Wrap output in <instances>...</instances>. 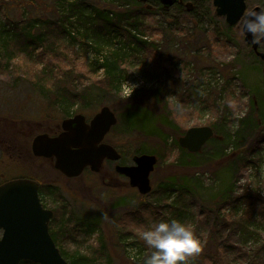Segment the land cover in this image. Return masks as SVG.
Segmentation results:
<instances>
[{"label": "rangeland", "instance_id": "374dc122", "mask_svg": "<svg viewBox=\"0 0 264 264\" xmlns=\"http://www.w3.org/2000/svg\"><path fill=\"white\" fill-rule=\"evenodd\" d=\"M135 2L0 0V126L7 145H0V178H28L40 185L43 206L55 213L52 238L68 262L79 255L86 260L78 264H144L151 250L142 230L156 221L153 215L176 218L183 207L178 219L193 225L204 244L192 264H203L200 259L209 253L202 213L215 211L214 204L231 190L234 197H264V61L254 55L242 30L247 14L264 9V0H247V11L234 27L216 15L212 0H183L187 12L188 3L196 11L188 24L178 9L165 12L154 1L147 2L152 14L138 15L141 6ZM107 16H118L119 25L104 23L101 18ZM31 24L37 25L34 34L44 31L47 36L43 45L26 50L22 33ZM44 25L53 29L42 30ZM133 36L158 46L161 68L140 47L132 51L137 47L128 46ZM113 54L122 58L121 70H96L97 63ZM112 75L115 85L110 86ZM140 89L153 100L148 107L137 99ZM158 91L163 93L160 101ZM105 106L119 120L109 139L123 155V165H134L135 155L158 158L151 194L132 188L111 162L100 174L88 171L67 179L50 161L33 155L36 136L54 133L62 121L79 114L91 119ZM141 108L152 110L153 131L126 124L127 113L142 115ZM128 117L133 121L135 116ZM203 126L212 127L223 145L210 142L189 157L179 139L190 128ZM140 207L148 222L121 228L122 215L132 217ZM245 207L240 203L224 213L241 214ZM251 233L240 238V253L232 264H264L263 218L258 217Z\"/></svg>", "mask_w": 264, "mask_h": 264}, {"label": "water", "instance_id": "95a60500", "mask_svg": "<svg viewBox=\"0 0 264 264\" xmlns=\"http://www.w3.org/2000/svg\"><path fill=\"white\" fill-rule=\"evenodd\" d=\"M147 2L149 0H138ZM165 9H171L183 0H156ZM247 0H213L216 14L225 17L229 26L239 24L247 11ZM188 11L193 5L187 4ZM262 8L256 7L250 11ZM245 41L264 61L259 50L264 38L255 42L251 33L244 30ZM118 124V118L110 107H103L87 122L84 115L63 121V133L57 137L47 134L37 136L32 145L35 157L54 161V168L69 179L80 177L86 169L101 172L106 161L120 162L122 155L105 143L107 135ZM211 127L190 128L180 139L179 145L191 154H199L205 145L215 138ZM134 165H117L116 172L129 180L132 188L145 196L152 192L151 176L158 164L154 155L142 154L133 158ZM54 212L43 207L39 196V184L20 178L0 185V264H69L53 240L49 224Z\"/></svg>", "mask_w": 264, "mask_h": 264}, {"label": "trees", "instance_id": "16d2710c", "mask_svg": "<svg viewBox=\"0 0 264 264\" xmlns=\"http://www.w3.org/2000/svg\"><path fill=\"white\" fill-rule=\"evenodd\" d=\"M151 1H154L155 3H157V5L162 7V9L165 12L170 11V9L167 10V9L163 8V6H161V4L156 0H149L147 2H151ZM147 2L144 3V2H140V1L136 0V2H135L136 7L141 6V8L139 10L141 13H138V15L142 14V13L152 14V12H151L152 6L150 5V3H147ZM174 8L178 9V13H180V16L182 15L180 18L185 17L184 20L187 22L185 24H188L189 17H194L196 14V11L194 13H192L193 11L187 12L181 4H177ZM126 12H131V10H128ZM98 14L102 15L103 13L98 12ZM118 16H122V14H118ZM118 16L114 20L108 19V16H107V18L105 17V18H101V19H103L104 23L108 22V24L110 23V25H112L113 27H117L119 25V21H120V18ZM136 21H139V20H136ZM180 23L181 22L178 19V24H180ZM191 23H192L191 25L193 27H196V24H197L196 20L192 19ZM132 25L137 26L136 24H132ZM171 25L172 24H170V27H171ZM44 26H46V25H44ZM36 27H37V25L31 24L30 27L28 28V31L22 33L23 34L22 36L24 37V41L26 42L25 46H24V49H26V50L32 49L33 48L32 46L35 45L36 43H38V45H43L45 43V38L47 36L46 33L43 31V32H40L38 34H34L33 29H35ZM43 29L51 31L53 28L51 26L47 25L46 27H43L42 30ZM63 29H64V27H63ZM19 39L20 38H18L17 40H19ZM11 42H13V41H11ZM136 43H137V47H135L136 49L133 48L132 51L137 50L140 47V49L142 51H144V53H145V55H143V56L147 59L150 58L152 60V63H153V64L152 63L151 64L154 65L155 68H161L162 62H161V58L159 56V55H161V53L158 50V46L155 43L147 42L146 40H143V39H137V37H134V36L131 37L130 40H128V44H129L128 46H131V45L133 46ZM8 44H9L8 42L5 44L6 48L8 47ZM18 44H20V42H18ZM132 53H131V56H134V55H132ZM121 62H122V58H120V56L118 54H113V55H110V57H107V60L105 62L97 63L95 66H96V70L103 68V69H107L108 71H118V70L122 69ZM115 79L116 78L114 75H112V78L109 77L107 79L108 84L110 86L115 85V83H114ZM111 90L114 91L113 89H111ZM146 92H147V90H145V89H140L137 92V94H138L137 99L142 101V106L145 104L150 105L153 101L150 98V95H144V94H147ZM158 92H159V94H157ZM158 92L156 93V100L160 101L163 98V96H162L163 93H161V91H158ZM148 105H147V107H148ZM144 108H146V107H144ZM147 109H149V110H147ZM147 109L141 108L140 112H142V115H140L139 113H133L131 111L129 113H127L126 124L130 127V129H136V128L149 129L150 128V130H148V131H153L154 124H153V119H152V114H151L152 110H150V108H147ZM130 113H132V116H135L133 118V121L129 120L128 116ZM145 114H148V116H145ZM2 129H3V127L0 126V145H3V147H5V149H6V147H7L6 142H5L6 138H4V132ZM108 142L110 144L114 145L118 149V147L111 141V139L108 138ZM211 142L215 143L218 147H222V145H223V141L218 140V138L212 140ZM181 151L185 152L186 150L182 149ZM187 154L189 155V157H193L194 155H198V154H190L189 152H187ZM1 164H2V160H0V165ZM5 182L6 181H2V178H0V185L5 183ZM240 203H243L246 206L245 207L246 209L244 210L243 213L240 214L238 212L237 213L232 212V214H228V215L226 213H224L227 210L226 208L232 207L233 209H235ZM214 207L216 208L215 211H213L214 210L213 209V210H209V211L202 213V216L205 218L204 223H206V225L208 227L207 228V238H206L207 243L205 244V247H206L205 251L208 252L209 254L204 255V258H206V259H200V261L203 264H204V262H205V264H208V263L209 264H232L234 262V259H236V256H238V254L240 253V251H238L241 249L238 246L241 242L240 238H242L244 236L246 237V235H248L249 233L252 232V227L255 226V223H257L258 217L264 219V197L261 198L259 196L258 198H256L255 196L250 195V194H244L241 197H236V196L234 197V191L231 190L228 193H226L225 195H223V197H221V199H219V202L214 204ZM182 209H183V207H179L177 209L178 213L175 214V217L177 219L179 218L180 215H178V214ZM144 210H145L144 208L140 207L139 210L135 211L138 213H136L134 215L132 214V217L129 215L130 213L122 215V217L120 218V221L122 222L121 228H123L124 230H129V228H127V226L131 225L130 223H132V224L135 223L138 226L147 223L148 221L146 220V215L144 214ZM153 216H154L156 221L159 220V219H156L155 215H153ZM149 217H151V216H148V218ZM236 218H238V219H236ZM238 226H239V228H241L240 230L238 229ZM243 226H245V228H243L244 232H242ZM260 248H261V251L264 252V243L261 245ZM202 249L204 250V244H203ZM215 251H216V253H214ZM197 256H198V254H195L194 256L189 257L188 258V264H192L195 260H197ZM73 258H74L73 262L69 261L70 264H78L77 262H79L81 260H86L84 257H81L79 255H74ZM260 258L262 259V257H260ZM263 261H264V256H263ZM260 263L261 262H257V264H260ZM21 264H35V263H32L30 261H23V262H21ZM241 264H247V263L242 262Z\"/></svg>", "mask_w": 264, "mask_h": 264}, {"label": "clouds", "instance_id": "9594fccd", "mask_svg": "<svg viewBox=\"0 0 264 264\" xmlns=\"http://www.w3.org/2000/svg\"><path fill=\"white\" fill-rule=\"evenodd\" d=\"M244 30L257 43L264 38V9L249 14ZM141 237L151 250L144 264H188V258L200 253L203 247L193 225L177 218L154 221L142 230Z\"/></svg>", "mask_w": 264, "mask_h": 264}, {"label": "flooded vegetation", "instance_id": "af4514ba", "mask_svg": "<svg viewBox=\"0 0 264 264\" xmlns=\"http://www.w3.org/2000/svg\"><path fill=\"white\" fill-rule=\"evenodd\" d=\"M264 44H262V46H263ZM262 46H260V48H259V50L262 52ZM251 48H252V46H250ZM252 50V49H251ZM253 53H254V55L257 57V58H259L257 55H256V53L253 51ZM259 59H261V58H259ZM90 120L91 119H88L87 118V121L88 122H90ZM61 133H63V129H62V127L60 126L59 127V129L57 130V131H55L54 133H48L51 137H56V136H59ZM106 141V140H105ZM40 160H45V159H40ZM46 161H50L51 163H53V160H46ZM106 164V163H105ZM105 164H104V166H103V168H102V170H101V172L103 171V169H104V167H105ZM100 172V173H101Z\"/></svg>", "mask_w": 264, "mask_h": 264}]
</instances>
